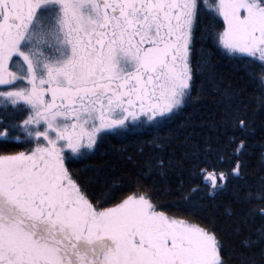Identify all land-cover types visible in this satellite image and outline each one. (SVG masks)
Wrapping results in <instances>:
<instances>
[{
	"label": "snow or ice",
	"instance_id": "obj_1",
	"mask_svg": "<svg viewBox=\"0 0 264 264\" xmlns=\"http://www.w3.org/2000/svg\"><path fill=\"white\" fill-rule=\"evenodd\" d=\"M0 264H264V0H0Z\"/></svg>",
	"mask_w": 264,
	"mask_h": 264
},
{
	"label": "trees",
	"instance_id": "obj_2",
	"mask_svg": "<svg viewBox=\"0 0 264 264\" xmlns=\"http://www.w3.org/2000/svg\"><path fill=\"white\" fill-rule=\"evenodd\" d=\"M226 77L229 76L233 69L231 65L227 61H221L220 62V69H219ZM142 137H139L137 135H130L126 140H121L120 138H113L109 137L106 142H105V147L108 146H113V147H120L121 144H127L129 145V150L131 151V146L135 145L138 139H141ZM253 144V149L251 150V155L249 157V162H250V167L248 169L249 174L253 175L254 174V169L257 166V160L255 157V153L259 151V136L252 141ZM108 156H103L101 157L100 154H97L93 158L84 161V163L80 164L78 163L75 165L76 167L79 168H84L86 165H97L100 164L103 160H107Z\"/></svg>",
	"mask_w": 264,
	"mask_h": 264
}]
</instances>
